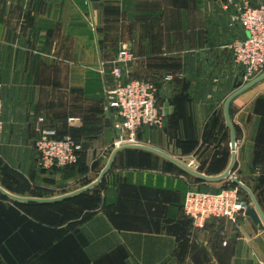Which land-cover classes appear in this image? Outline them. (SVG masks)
I'll list each match as a JSON object with an SVG mask.
<instances>
[{"label":"crops","instance_id":"1","mask_svg":"<svg viewBox=\"0 0 264 264\" xmlns=\"http://www.w3.org/2000/svg\"><path fill=\"white\" fill-rule=\"evenodd\" d=\"M234 11L218 0H0V184L38 196L30 190L103 168L118 132L105 106V85L114 81L100 65L110 69L124 47L136 57L129 78L157 84L167 114L163 128H144L138 142L199 171L223 172L231 158L224 101L242 80L231 44L245 32L231 24ZM175 72L183 78L164 80ZM230 113L233 175L249 184L264 214V79L237 96ZM37 126L79 142L78 165L39 168ZM189 129L195 160L179 144ZM103 180L96 205L19 204L0 193V264H264V229L246 213L198 228L184 212L188 190L216 192L229 179L201 180L153 152L129 148ZM241 194L250 206L242 188Z\"/></svg>","mask_w":264,"mask_h":264},{"label":"built area","instance_id":"2","mask_svg":"<svg viewBox=\"0 0 264 264\" xmlns=\"http://www.w3.org/2000/svg\"><path fill=\"white\" fill-rule=\"evenodd\" d=\"M218 1L225 9L231 6L235 8L230 15L231 24H239L245 32L242 38L231 44V48L236 63L242 69V80L250 81L264 72V3L251 4L248 0ZM135 59L131 49L124 47L111 62L110 69L105 62L100 65L103 76L109 72L114 81L112 85H105L106 110L115 117L113 125L118 132L113 148L138 142L137 135L143 127L163 128L166 123L165 108L158 103V85L139 78H129L130 66ZM183 75L182 72L168 73L164 80L183 78ZM2 112L3 101L0 95V135L3 131ZM37 129L40 131L36 142L39 168L54 170L78 162L82 145L71 135L57 136L51 128L37 126ZM248 207L249 201L243 198L241 188L237 185L216 192L190 189L183 205L185 214L198 228H204L213 218L236 220L245 214Z\"/></svg>","mask_w":264,"mask_h":264},{"label":"water","instance_id":"3","mask_svg":"<svg viewBox=\"0 0 264 264\" xmlns=\"http://www.w3.org/2000/svg\"><path fill=\"white\" fill-rule=\"evenodd\" d=\"M263 79H264V72H262L261 74H258L257 76L252 78L249 82H247L246 84H243L241 87L233 91L231 94L227 96V98L224 101V106H223L224 120H225L226 127L230 130V136H231V139H230L231 158H230L229 164L226 167V169L220 174L211 175L206 172L199 171L196 168L192 167L190 164L183 162L182 160L165 152L164 150H161L149 144H145L141 142H134V143H126V144H122L120 146L114 147L105 165L100 170L98 176L94 180L89 182L88 184L82 187H79L77 189H74L72 191L62 193L59 195H55V196H47V197L46 196H29V195H19V194L13 193L0 184V193L11 200L18 201V202H26V203L27 202L53 203V202H58L64 199H68L73 196L79 195L81 193L87 192L93 189L94 187L98 186L103 181L105 176L110 172L117 154L122 150L129 149V148H135V149H142V150L153 152L173 162L174 164L178 165L180 168H182L187 173L201 180L213 182V181H220L223 179H229L232 183L242 188L248 194L252 204L247 208L245 213L248 216H250L253 219V221L261 229H264V214L259 206V203L255 197V194L251 190L248 183L243 182L237 176L233 175V170L236 165V159H237V153H236L237 136H236L235 127H234V124L231 118V113H230L231 102L241 93H243L244 91L254 86L255 84H257Z\"/></svg>","mask_w":264,"mask_h":264},{"label":"rangeland","instance_id":"4","mask_svg":"<svg viewBox=\"0 0 264 264\" xmlns=\"http://www.w3.org/2000/svg\"><path fill=\"white\" fill-rule=\"evenodd\" d=\"M247 82H249V81H247ZM247 82H244L243 80H241L238 83V85L241 86L243 84H246ZM191 121L194 122V119L191 118V117H188L187 118V122L191 123ZM185 136L187 137V139L185 141H183V142L186 143V145H185V143H183L184 147H185L183 149V152H185L184 154H186V155H191L192 156L191 158H187V159L195 160L194 158L196 157L195 156L196 155V151H195L196 150V145L194 143H192V141H191L192 139L194 140L195 132L193 130L189 129V130H187L185 132ZM99 172L100 171L98 169L95 172L87 174L86 176H84L83 178H81L80 180H78L77 182H74V183L58 184L57 186L50 185V184L46 183L45 187L39 188V189L33 188L30 191L36 193L38 196H46L47 197V196L59 195V194L72 191L74 189H77L79 187H82V186L88 184L89 182H91L92 180H94L98 176ZM103 184H104V180L98 186H96L93 189L87 191V193L85 195H83V196H81L79 198L72 199V200L68 201V202H70L68 204H71V203L74 204V202H77L78 204H80L82 206L83 204L89 203L90 202L89 196H93V194H97L98 190L101 188V186H103ZM2 198H4V197H2Z\"/></svg>","mask_w":264,"mask_h":264},{"label":"trees","instance_id":"5","mask_svg":"<svg viewBox=\"0 0 264 264\" xmlns=\"http://www.w3.org/2000/svg\"><path fill=\"white\" fill-rule=\"evenodd\" d=\"M182 103H184V101H182ZM191 120V119H190ZM144 128H147V127H143L141 130H143ZM141 130H139V132H141ZM139 132H138V135H137V137H140V134H139ZM196 136L194 137V140L192 139L191 141H192V143H196ZM179 144H181V146L183 147V149L185 148L184 147V144H182V143H180L179 142ZM185 145H186V143H185ZM81 153H82V151H81ZM81 153H80V158H81ZM80 158H79V160H78V162L76 163V164H73V165H71V166H68V167H65V168H56V169H70V168H74L75 166H77L78 165V163H79V161H80ZM55 170V169H54ZM230 186H235V184L234 183H231V185ZM87 192H84V193H81V194H79V195H76V196H73V197H71V198H68V199H64V200H61V201H58V202H53V203H33V202H29L28 204H35V205H53V204H58V203H62V202H67V201H70V200H72V199H76V198H79V197H81V196H83V195H85ZM3 197H6V196H4V195H2ZM7 198V197H6ZM89 198H90V204H92V205H96L97 204V198H94L93 196H89ZM14 202H16V203H19V204H25V203H22V202H18V201H14ZM86 204H88V203H86Z\"/></svg>","mask_w":264,"mask_h":264}]
</instances>
